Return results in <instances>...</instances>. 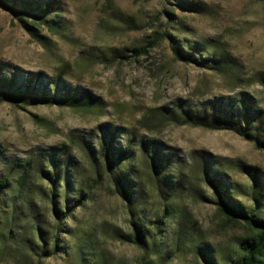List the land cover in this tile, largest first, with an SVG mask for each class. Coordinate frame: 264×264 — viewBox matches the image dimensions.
<instances>
[{
    "label": "rangeland",
    "instance_id": "1",
    "mask_svg": "<svg viewBox=\"0 0 264 264\" xmlns=\"http://www.w3.org/2000/svg\"><path fill=\"white\" fill-rule=\"evenodd\" d=\"M11 1L0 0V69L19 78L40 74L41 84L62 80L67 91H86L97 105L19 107L0 101V174L8 172L12 161L23 164L63 148L66 155L58 156L71 161V189L66 194L62 183L57 205L63 209L65 198L73 197L67 203L73 216L60 223V256L38 249L29 258L23 249L14 254L4 235L8 222L2 219L0 264H81L83 256L93 257V264L139 263L142 252L128 240L127 202L106 175L95 176L90 167V153L104 132L115 147L130 143L134 201L147 225L161 218L168 196L145 174L141 140L159 149L179 182L175 199L186 216L165 226L161 263L205 264L198 254L205 247L217 259L223 257L222 264H230L245 227L221 222L215 190L203 169L212 175L219 171L249 212L264 213V138L254 141L229 129L177 124L160 112L180 105L212 113L225 101L243 98L264 114V0H36L40 13L56 21L54 30L33 24L31 15L20 19L10 9ZM180 46L196 60L179 58L175 50ZM205 50L224 68L206 66L199 58L207 55ZM40 187L48 194L46 180ZM80 193L84 203L77 206ZM42 204L32 207L31 220L44 241L52 240L51 205ZM20 205L15 195L6 197L4 208L16 212Z\"/></svg>",
    "mask_w": 264,
    "mask_h": 264
},
{
    "label": "trees",
    "instance_id": "2",
    "mask_svg": "<svg viewBox=\"0 0 264 264\" xmlns=\"http://www.w3.org/2000/svg\"><path fill=\"white\" fill-rule=\"evenodd\" d=\"M9 6L12 11L18 14L20 19L26 20L27 16L31 15L35 18L32 20L33 24L43 23L54 30L56 21L49 17L48 13H40L41 4L38 1L12 0ZM205 51L207 55L202 57L200 53L199 58H204L206 66L216 71L224 68V63L220 62L218 57H215L214 54L209 55L208 50ZM175 53L183 60H196L193 53L185 51L183 46H180L179 49L176 48ZM40 79V74H36L32 78L30 76L19 78V75L14 71L6 76L5 71L0 69V101H9L19 107L47 104L75 109H90L97 105L96 99L86 91L75 94L67 91L60 84L63 82L62 80H51L49 83L41 84ZM52 84L54 85L51 86ZM60 90H64V92H60ZM160 117L177 124L229 129L248 140L258 141L260 138H264V114L247 104L243 98L225 101L217 106L212 113H208L204 108L196 109L176 105L171 109H163L160 112ZM106 136L107 134L104 132L96 147L93 148L94 153H90L91 170L95 176L98 172L106 175L109 182L114 186L116 194L127 202L131 229L128 240L142 252L138 264H162L159 259L162 256L160 244L163 241L165 226L173 225L177 220L186 216L175 199L176 195L179 194L177 191L179 182L173 179L167 162H165L164 157H161L163 155H159V149L154 147L152 143L141 140L140 162L145 174L152 184L160 185L164 194L168 196L167 202L163 203L162 206L161 218L156 219L157 222L154 224L147 225L144 221L142 208L137 206L134 201L130 143L127 142L124 148L115 147L111 140L106 139ZM52 149L53 151L48 156L41 155L39 158L28 160L23 164L12 161L8 172L0 174V214L2 215L0 220L4 219L8 222L7 233H4L6 235L5 240L9 249H12L13 246L14 254L16 249H23V254L27 258L37 254V249L42 253L48 252V254H52L51 256H60L61 250L64 248L61 245L63 241L59 238V232L63 230L60 223L65 218L73 216V206L71 208L67 204L69 199L73 197L65 198L63 209L57 205L56 200L59 198V189L62 183L65 185L66 194L71 189V161L69 157L62 159L67 152L63 148L60 152L58 147ZM59 153L63 156H58ZM97 161L101 162L100 166L96 164ZM213 172L214 175L208 169H203V176L215 190L216 209L221 217V222L226 226L242 224L245 227L244 234L236 239L235 251L231 255L230 264H264V213L249 212L245 209L243 205L237 202L228 183L221 178V173L216 169ZM45 180L48 183V194L44 192V189H40V185ZM37 184L39 187L35 188ZM255 190L257 188L253 183L251 194L254 200L257 199ZM65 193L64 195H66ZM15 195L22 204L20 210L18 209L21 212L18 210L16 212L8 211L4 208L6 197ZM82 196L80 193L79 198L75 199L77 206L84 203ZM38 198H40L39 201H37ZM44 201H48V204L51 205V218L49 220L52 219V226L55 225L52 240L47 241L43 240L42 231L35 220H31L33 218L32 207L37 204L42 207ZM50 241H52L51 247ZM182 241L185 245L184 238ZM6 243L3 244L5 247ZM173 246L174 249H178L179 242L176 241ZM198 254L202 256L205 264H222L221 262L225 261L223 257L217 259L213 254L207 253L205 247H199ZM82 260L84 261L81 264H93L94 261L93 257L86 256H83Z\"/></svg>",
    "mask_w": 264,
    "mask_h": 264
}]
</instances>
